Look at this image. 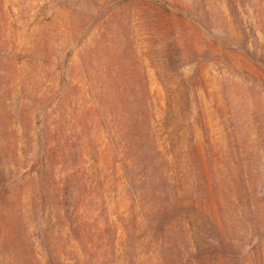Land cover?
<instances>
[{
	"label": "rangeland",
	"instance_id": "rangeland-1",
	"mask_svg": "<svg viewBox=\"0 0 264 264\" xmlns=\"http://www.w3.org/2000/svg\"><path fill=\"white\" fill-rule=\"evenodd\" d=\"M0 264H264V0H0Z\"/></svg>",
	"mask_w": 264,
	"mask_h": 264
}]
</instances>
